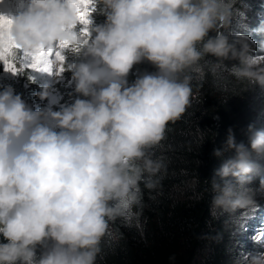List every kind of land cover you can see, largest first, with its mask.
I'll return each instance as SVG.
<instances>
[{"label":"clouds","instance_id":"obj_1","mask_svg":"<svg viewBox=\"0 0 264 264\" xmlns=\"http://www.w3.org/2000/svg\"><path fill=\"white\" fill-rule=\"evenodd\" d=\"M91 9L88 34L76 30L72 0H26L18 14L0 13L20 51L69 42L77 94L53 111L34 109L12 87L0 90V264H96L110 222L126 215L125 203H141V183L154 189L166 171L151 149L191 107L188 73L205 57L216 58L213 72L238 61L231 74L264 88V20L230 39L220 29L236 18L231 0H93ZM93 13L106 19L95 23ZM144 61L157 70L130 83ZM38 95L54 98L47 84ZM247 132L248 143L237 142L230 127L213 151L234 153L211 179L213 215L236 219L259 206L264 127L249 124ZM256 178L258 189L250 187ZM234 264H264V251L242 252Z\"/></svg>","mask_w":264,"mask_h":264},{"label":"trees","instance_id":"obj_2","mask_svg":"<svg viewBox=\"0 0 264 264\" xmlns=\"http://www.w3.org/2000/svg\"><path fill=\"white\" fill-rule=\"evenodd\" d=\"M263 1L231 0L236 18L229 30L221 27L220 31L235 39L237 34L255 28L264 20ZM92 16L95 23L106 19L99 13ZM209 35L217 33L213 31ZM252 39L259 41L261 37L252 33ZM254 47L259 51L258 46ZM74 58L67 53V61ZM259 58L264 60V52L259 53ZM215 60L207 56L189 70L191 107L181 118L169 122L165 138L151 149L153 159L162 160L166 171L161 170L155 177L159 181L156 188L148 189L140 184L141 203H130L135 217L129 219L126 210L124 217L110 222L112 236L103 239L96 264H234L240 253L251 252L247 228L264 207V191L257 192L258 208L229 219L227 214L213 215L210 182L223 160L234 154L213 155L214 149L223 146L228 129L234 130L237 142L247 144L248 125L264 127V88L251 87L247 80L231 74L232 65L238 61H225L226 66L213 72ZM156 70L147 61L134 65L129 82L145 71ZM18 79L24 80L25 74H18ZM74 89L75 85L62 88L54 92V99L63 98L62 106L72 103L77 95ZM43 90V84L34 85L37 95ZM46 100L48 97L42 102ZM260 162L264 164V158ZM197 176L199 183L194 185ZM250 187L258 189L259 178ZM259 219L264 222V210ZM173 254L175 260L170 261Z\"/></svg>","mask_w":264,"mask_h":264},{"label":"snow or ice","instance_id":"obj_3","mask_svg":"<svg viewBox=\"0 0 264 264\" xmlns=\"http://www.w3.org/2000/svg\"><path fill=\"white\" fill-rule=\"evenodd\" d=\"M79 7V20L83 27L80 29L82 34H88L90 24L91 5L93 0H72ZM11 20L7 16H0V62L5 65V70L13 74L22 73L26 69H33L39 72H46L63 78L62 74L70 67L67 64V53L74 52L67 41H59L51 47L40 46L33 51H20L9 35ZM18 61V62H17ZM124 207L128 212L129 219L135 217L131 211V204L125 203ZM243 227V224L240 225ZM264 241V235L259 237Z\"/></svg>","mask_w":264,"mask_h":264},{"label":"rangeland","instance_id":"obj_4","mask_svg":"<svg viewBox=\"0 0 264 264\" xmlns=\"http://www.w3.org/2000/svg\"><path fill=\"white\" fill-rule=\"evenodd\" d=\"M25 4L26 0H0V13H5L8 15L18 14L23 10ZM81 26L83 27L82 24H78L76 28L78 27L79 29H81ZM259 60L261 59L259 58ZM261 61L264 60L262 59ZM23 73L25 74V79L20 80L18 79V74L21 73L13 74L10 71H6L4 63L0 62V90L7 87H12L15 92L21 94L26 103H28L34 109L47 107L52 109L53 111H57V107H62L61 102L63 99L59 97L57 99L53 98L50 102L47 100L42 102L40 96L34 93L35 84H47L50 86V92L53 93L62 88H67L75 85L72 79V74L69 73V71H66L62 74L63 78H57L53 74L39 72L33 69H26ZM8 83H10V85H8ZM52 123L54 124L55 121H52ZM263 210L264 207H262V209L259 211L257 215L258 219L256 218L247 228L248 231L246 238L252 248L251 252L253 253L257 251H264V247L257 245L252 239L253 236H256V238L259 239L261 235H264V222L259 219L260 214Z\"/></svg>","mask_w":264,"mask_h":264}]
</instances>
